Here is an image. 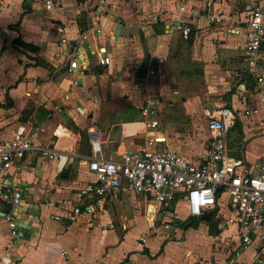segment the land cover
<instances>
[{
    "label": "crops",
    "instance_id": "0c3cea01",
    "mask_svg": "<svg viewBox=\"0 0 264 264\" xmlns=\"http://www.w3.org/2000/svg\"><path fill=\"white\" fill-rule=\"evenodd\" d=\"M57 1L46 11L35 0H0V140L21 131L33 143L74 154L63 167L28 157L8 171L21 206L15 211L0 195V264H196L208 259L234 264L236 243L227 238L231 228L210 234V221L197 219L203 229L198 222L187 229L192 224L185 227L186 212L182 217L174 212L183 200L163 213L122 189L117 199H106L101 211L71 221L66 216L78 202H92L87 188L93 176L86 160L93 155L89 140L94 135L100 138L95 154L106 159H118L156 138L153 146L199 162L208 132L198 120L206 119L207 106L212 112L225 106L236 113L225 136L228 155L250 167L264 163V87L241 85L236 77L244 11L232 0ZM208 3L218 22L204 15ZM180 5L194 13L179 12ZM186 22L190 32L183 39L180 27ZM94 27L100 32L92 33ZM80 31L87 38L68 52ZM97 47L104 49L108 65L98 64ZM75 58L79 66L68 70ZM147 98L158 101L155 128L146 127L140 114ZM249 108L256 113L243 115ZM84 122L89 147L81 148L75 145L79 134L65 126L82 128ZM234 133L241 138L239 148ZM124 196L131 207L129 202L125 207ZM5 213L24 228L23 236H10ZM199 234L218 242L198 246L192 239Z\"/></svg>",
    "mask_w": 264,
    "mask_h": 264
},
{
    "label": "built area",
    "instance_id": "2783aa9c",
    "mask_svg": "<svg viewBox=\"0 0 264 264\" xmlns=\"http://www.w3.org/2000/svg\"><path fill=\"white\" fill-rule=\"evenodd\" d=\"M35 1L46 11L59 4L57 0ZM239 1L245 5V10L241 28V66L236 77L241 85L253 84L262 88L264 0ZM98 3L103 5L105 2L98 0ZM178 11H188L189 16L194 13L193 8L186 5L178 6ZM202 11L209 22L220 20L211 3L206 4ZM99 32L97 27L92 30L94 34ZM189 32L190 26L186 22L180 27V36L185 39ZM86 38V32L82 31L74 44L79 45V41ZM64 41L60 39L61 43ZM96 56L98 64L108 65L109 58L103 48H96ZM76 64L79 66L78 59H71L68 70L75 68ZM148 74H153V70H149ZM157 104V99L147 98L140 106V114L147 119L145 125L148 128L158 126V121L153 117ZM255 113L256 108L242 110L243 115ZM235 118V111L225 106L206 115L208 143L203 160L199 162H193L166 147L153 146L156 138L148 139L146 147L122 152L118 159H106L95 154L99 151L100 138L94 135L89 140L93 155L86 160V168L93 176L87 191L93 195V199L92 202L84 200L71 207L67 219L71 221L76 215L90 216L96 210L101 211L106 199H117L122 189L141 197L145 203L158 206L163 213L171 212L170 207L176 201L183 200L186 219L200 220V216L205 214L218 231L231 228L227 238L236 243L232 251L234 264H264V163L258 162L250 167L240 158L228 155L225 136ZM28 157L55 161L61 167L74 160L73 153L33 143L21 131L0 140V193H3L0 195L12 208L18 205L21 197L19 189L10 184L8 171L15 163ZM3 216L10 236L14 237L15 226L11 214L5 213ZM163 225L167 228L170 224L167 222ZM140 240L143 242L144 237ZM245 251L250 252L249 256L241 258ZM196 264L213 262L208 259Z\"/></svg>",
    "mask_w": 264,
    "mask_h": 264
},
{
    "label": "rangeland",
    "instance_id": "374dc122",
    "mask_svg": "<svg viewBox=\"0 0 264 264\" xmlns=\"http://www.w3.org/2000/svg\"><path fill=\"white\" fill-rule=\"evenodd\" d=\"M233 1V3L235 4V6L237 7V9L238 10H241V11H244L245 10V5L244 4H242L241 3V1H239V0H232ZM224 101V100H223ZM117 107V106H116ZM115 108V107H114ZM110 109H112V106H110V108H109V110H108V112H111L112 110H110ZM114 110V109H113ZM253 115V114H252ZM22 116H23V114H22ZM155 117H157V116H155ZM200 123H199V125H203V129H204V131H205V133H206V130H205V121H206V119H205V115H203V116H201V118H200V120H198ZM83 122V121H82ZM102 123H104L103 124V126L106 124V121L105 120H103L102 121ZM86 126H87V124L84 122L83 124H82V128H80V127H78V126H76V125H74L73 123H70V124H66V126H65V128H67V130H68V132L69 133H72V134H79V142H77V140L75 141V145H77V143H79L78 145H80V147L81 148H83V146H84V144H86L87 146H88V137H87V134H86ZM232 126H230L229 127V129L231 128ZM31 129V128H30ZM80 131H85V135H83V134H80ZM31 133H32V131H30ZM229 134H228V138H229ZM232 136V141H235V142H237L238 143V145H237V147L239 148L240 147V145H241V143H240V141H241V138H240V136H239V134L237 133H234L233 135H231ZM258 144V143H257ZM124 199H126L125 200V207L127 206V203L129 202V205L128 206H130V200H129V197L128 196H124ZM134 206V205H133ZM131 207V206H130ZM174 212H175V214H176V216H178V217H182V216H184L185 215V210H184V203H182V202H177V204L175 205V209H174ZM165 220H167V218H164ZM169 220V219H168ZM193 225H190V227H187V229H192L193 230V227H192ZM198 226H199V230L201 231L202 229H203V221H200V222H198ZM161 229H162V226H161ZM186 229V228H185ZM185 229H183L182 231H184ZM165 233L166 234H169L170 233V231L168 230V231H165ZM200 235V238L199 237H194L193 239H192V241H194L195 242V244L196 245H201V244H205V243H210V241L212 242V243H215V242H218L217 241V238H216V241L215 240H211V239H209V238H205V236H204V234H199ZM211 247H212V245H211Z\"/></svg>",
    "mask_w": 264,
    "mask_h": 264
},
{
    "label": "water",
    "instance_id": "95a60500",
    "mask_svg": "<svg viewBox=\"0 0 264 264\" xmlns=\"http://www.w3.org/2000/svg\"><path fill=\"white\" fill-rule=\"evenodd\" d=\"M29 2H30V0H28ZM37 6L38 7H40V3L39 2H37ZM37 13H38V11H37ZM85 28V26H83V29ZM81 32V31H80ZM80 32L78 33V35L80 34ZM75 39L74 40H71V41H69V45H68V52L70 51V49L73 47V44L75 43ZM207 108H208V114H210L211 112H212V109H211V107L210 106H207ZM116 133H118V129H116L115 130V132L113 133V134H116ZM112 137H114V136H112ZM20 201L21 200H19V203H18V205L16 206V207H14V210L15 211H18V209L20 208V206H21V204H20ZM9 204V203H8ZM200 219H202V220H205V219H207V216L205 215V214H202L201 216H200ZM191 224V221H190V219H186V222H185V227L186 226H189ZM13 230L15 231V236H18L19 235V237H20V235L21 236H23V233H22V231H24V228L23 227H19V226H15L14 228H13ZM14 236V237H15Z\"/></svg>",
    "mask_w": 264,
    "mask_h": 264
},
{
    "label": "trees",
    "instance_id": "16d2710c",
    "mask_svg": "<svg viewBox=\"0 0 264 264\" xmlns=\"http://www.w3.org/2000/svg\"><path fill=\"white\" fill-rule=\"evenodd\" d=\"M83 1H85V0H77V2H79V3H81V2H83ZM14 41L15 42H18L20 45H22V46H25V44H22V42H20L19 40H18V38L17 39H14ZM233 126V125H232ZM80 134H83V135H85V131H80ZM84 146H86V144H84ZM88 147H89V143H88ZM90 152L89 151H86V154L88 155ZM190 221L192 222L191 224L192 225H194L195 223H197L198 222V220L197 219H195V220H192V219H190ZM219 231L214 227V224L213 223H211V222H209V225H208V233H215V234H217Z\"/></svg>",
    "mask_w": 264,
    "mask_h": 264
}]
</instances>
